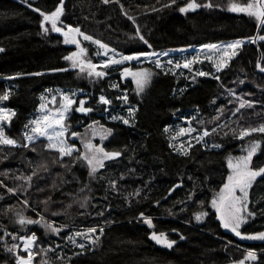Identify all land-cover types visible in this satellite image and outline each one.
I'll list each match as a JSON object with an SVG mask.
<instances>
[{
	"label": "trees",
	"instance_id": "obj_1",
	"mask_svg": "<svg viewBox=\"0 0 264 264\" xmlns=\"http://www.w3.org/2000/svg\"><path fill=\"white\" fill-rule=\"evenodd\" d=\"M247 1L196 0L202 5L210 2L213 7L182 13L179 9L190 0H176L174 4L172 0H112L108 4L103 0H63L64 14L60 18L66 26L80 27L83 33L120 53L163 52L264 35V28L254 18L226 9L232 2ZM59 3L60 0H37L28 7L21 0H0V48L4 49L0 52V95L9 94L8 100L0 101V107L15 113L10 122L4 121L3 130L17 142L16 147L0 145V180L5 173L20 177L35 172L37 177L29 194L32 208L44 213L47 204H51L45 215L63 226H106L102 235L97 232L96 247L80 257H75L77 251L70 248L73 259L52 264H229L246 255L232 244L258 252L255 264H264V242L247 241L225 230L214 212L201 225L195 224L193 217L200 209L210 207L227 181L228 160L240 155L254 140L261 141V148L253 165L264 167V136L235 138L232 129L237 128L234 121L239 114L233 116L229 111L238 107L234 95L242 96L256 103L253 108L242 110L244 118L240 124L264 123V74L256 67L257 63L264 66V41L245 44L220 72L203 63L201 66L209 74L206 76L195 72L165 75L168 70L161 71L155 65L133 63L104 69L108 74L102 78L89 77L87 70L82 73L70 69V62L65 59L77 52L76 47L65 44L64 37L56 32L45 35L40 26L43 18L32 10L38 7L51 13ZM137 28L151 48L138 39ZM83 46L90 60L98 64L99 46L92 41ZM124 67L153 71V81L145 94L139 95L134 82L122 78ZM62 94L77 101L67 114L65 139L79 151L61 160L57 151L46 147V138L30 144L25 133H30L31 121L43 114L40 105L57 108ZM101 95L111 104L99 103ZM122 95H127V103L117 99ZM53 97L55 104L51 103ZM81 99L87 100L85 107H91L92 112L75 111ZM130 107L137 109L134 117L129 116ZM220 107L225 109L224 115L219 113ZM120 117L130 119V124L125 125ZM93 123L111 129L112 137L104 149L122 155L90 176L87 163L77 159L83 147L71 133H83ZM181 128L196 131L181 136ZM205 129L210 135L198 143L193 137ZM189 143L193 146L189 147ZM33 147L35 151L31 150ZM184 149L188 150L187 155L183 154ZM178 184L182 187L168 196ZM8 185L12 182L8 181ZM2 194L4 189L0 187ZM249 198V209L256 215L241 227L244 235L264 232V178H258ZM21 208L11 195L0 203V226L8 224L7 217H15L18 232L16 221ZM101 212L103 215H99ZM140 213L152 218L154 227L144 224ZM29 215L38 219L33 213ZM27 226L39 243L49 246L64 242L70 232L63 229L57 236L39 224ZM153 232L166 234L175 244L171 249L154 244L150 239ZM2 261L13 264L9 255L3 254Z\"/></svg>",
	"mask_w": 264,
	"mask_h": 264
},
{
	"label": "snow or ice",
	"instance_id": "obj_2",
	"mask_svg": "<svg viewBox=\"0 0 264 264\" xmlns=\"http://www.w3.org/2000/svg\"><path fill=\"white\" fill-rule=\"evenodd\" d=\"M23 2L27 3L28 7H32L31 3H28V0H23ZM112 0H103L104 4L111 3ZM176 0H172L174 4ZM170 5H165L168 7ZM208 7L211 8L213 5L209 2L207 4H200L197 3L196 0H190L186 6L181 7L179 9L182 13H187L188 11H195L197 8L200 7ZM123 8V5H121ZM33 11L39 13V15L43 18L41 22V28L45 33L49 31V28L46 27L47 24L51 25V31L60 33L64 37L65 44H75L76 47L79 49L77 52H73L71 55L66 56L65 59L72 62V67H78L80 72H85L87 70V75L89 77L95 76L97 78H102L106 76L108 73L104 70L99 69H108L112 66L117 65H125L126 63L130 62H137L139 63L142 58L149 59L155 57L154 60L151 62L155 65L156 69H160L164 71V65L161 63L160 57L161 56H168L169 53L167 51L164 52H156V51H139L132 54H124L117 52L116 49L110 48L107 44L102 43L99 40H95L92 36L83 33L80 27H73L67 26L66 30L63 27H59L58 23L60 21V17L64 14V3L63 0H60L59 6L56 7L54 11L51 13H46L42 11L38 7H33ZM232 12H241L246 13L249 17L254 18L258 25L261 28H264V0H250V2L244 5H237L232 4L229 8ZM127 14V13H125ZM132 19V17H129ZM137 35L138 39L141 40L148 48H151L152 45L149 41L141 34H139V28H137ZM82 36L85 41H92L94 44L98 45L100 49L103 50V55L107 57V59L103 60L100 64L92 63L91 60H85L83 57L86 56V49L80 46V43L77 37ZM256 37L249 38V42L256 43ZM259 40L264 41V35H260L258 37ZM245 43L242 39H237L226 46L217 44H206L203 45V48L209 50H216L217 53L222 52L219 55L218 59L214 61L216 71L220 72L224 68L228 67V62L231 58L235 57L238 52L237 50L240 49L243 44ZM230 50V51H229ZM4 49L0 48V52H3ZM180 51H184L181 49ZM111 53V55H109ZM100 52H97V55H100ZM207 59H212L211 56L206 57ZM227 58V59H226ZM264 59V57H262ZM199 60L198 57H193L192 60L185 59L183 63L175 62L171 59L167 61V65L174 66L175 69H191V66L194 62ZM256 67L258 68L259 72L264 73V66H261L260 63H257ZM53 71H67V69H54ZM171 72L172 75H176L175 71H172L171 68L168 71L164 72L165 75ZM199 76H206L209 75L206 72L199 71L196 73ZM31 75H43V73H32ZM154 75L153 71L150 69L142 68L139 70H133L130 67H124L122 70L123 77H131L132 80L136 84L138 94L143 92L145 87L151 82L152 76ZM219 79V77H215ZM75 95V94H73ZM234 95V93H233ZM9 99V94L0 95V101H6ZM117 99L124 101L125 103L128 102L127 95L118 96ZM236 100L238 101V107L234 109H229L232 112L233 116L239 114V119L234 121L237 124V128L232 129V135L240 140H244L246 137H251L253 134H260L264 136V123H260L259 125H246L240 124L239 120L244 118V113L242 112L243 109H251L254 107V103L250 100L244 99L241 96H237ZM51 103L55 104L56 100L53 97ZM87 100L81 99L78 102V107L75 111L80 113H89L92 112L93 109L91 107H85ZM99 103L103 105H110L111 100L106 98L105 96L101 95L99 97ZM77 104V101L71 98L69 95L62 94V102L59 104L57 108L48 109L44 103L40 105V111L43 113L39 118L31 121V129L30 133H25V139L30 143L34 144L36 140L40 137L46 138L48 149H54L60 154V159L62 160L63 157L68 156L71 157L74 152H78L79 150L76 149L74 146L69 145L65 139L66 131L68 125H66L65 121L67 119V114L72 109V106ZM129 116L134 117L135 112L137 111L136 108L130 107L128 109ZM218 111L221 115H224L225 109L223 107L218 108ZM14 112H10L6 108L0 107V122L8 121L10 122L11 117L14 116ZM113 119H117V117H113ZM122 122L125 125L130 124V119L120 117ZM216 121L220 119L217 116ZM220 128L225 127V125H218ZM238 129V131H237ZM101 139L106 138L107 135L111 134V129H103L100 130ZM196 129L194 128H181L179 131V135H190L192 132H195ZM216 129L213 128L212 132H215ZM96 134V131L93 130V136ZM73 137L78 136L79 134L76 132L71 133ZM210 132L205 129L201 135L193 137L198 143L204 141L205 137H208ZM228 133L225 132V136ZM175 138V137H174ZM85 152L82 155L77 156L78 160H84L87 162V166L90 168L89 175L95 176L99 169L105 167V161L112 160L118 158L122 155L119 151H105L102 147H97L91 142V139L83 140ZM0 145H10L13 147L17 146V142L14 139L8 138L5 135L3 128H0ZM189 143V147H192ZM214 147H222V145H213ZM23 147H28V145H23ZM183 147V145H182ZM261 148V141L254 140L248 144V146L244 149L246 155L239 156L237 158H230L228 160V168L230 169V174L227 175V181L223 184V187L219 190V192L214 196L211 200V208L215 210L216 218L220 222V226L223 227L225 230L231 231L237 237L241 239H248V240H260L264 241V232H259L254 235H244L241 233L240 229L241 226L247 223V219L249 217L254 218L256 213L249 209V204L252 203L250 200V192L253 189L254 184L257 183L258 178H264V167H255L253 165V158L256 156L258 150ZM35 151L33 147L31 149ZM184 155L188 154V150L184 149ZM36 173L33 172V175ZM27 180L30 182L32 180V176H28ZM0 186H3V182L0 181ZM115 182H112V187L115 188ZM6 187V186H5ZM55 187V185H54ZM175 189H173L174 191ZM9 192H14L13 189L9 188ZM139 195V193H137ZM49 200L51 197L48 198ZM27 203V201L25 202ZM45 204L48 203L46 200ZM84 205H81L83 207ZM53 215H58V213H53ZM99 215H103V213H99ZM141 218L144 220L149 227H154L153 222L150 218H145L143 213H140ZM208 216L207 211H201L200 213L196 214L195 219L197 221H201L203 217ZM21 227L26 225H34L39 224L43 227L46 231L60 235L63 231V226H54L53 222H49L45 219L43 215H40L39 220H34L30 217H25L23 215H18V219L16 221ZM97 228H89L87 233L76 232L75 236H83L84 239L88 240L91 244H96L99 240V236H95L93 238V234L97 233ZM104 232L103 228L99 229V233L102 235ZM7 235H12L11 233H6ZM154 240L157 244H161L166 246L167 248L171 249L175 244V241H169L166 234L160 233L156 234L153 232L150 237ZM183 238V237H181ZM13 240H19L20 243H14L11 246L5 245L6 251L12 253L15 256V264H34L36 256L39 254L38 251H34V246L37 243L38 237L36 236L35 232H32L31 235L26 236H12ZM68 240L70 243L76 245L81 249H85L86 245L83 243L77 244L76 239L73 236H68ZM60 245L57 244L56 248H59ZM15 250V251H14ZM21 251L25 254H20ZM41 251H44L41 249ZM47 251L55 252V248H50ZM47 251H45V255H47ZM81 253H77L80 255ZM257 259V254L255 251H248L247 255L245 256L244 260L236 262V264H245V260H252L255 261ZM43 264H48L47 261H44Z\"/></svg>",
	"mask_w": 264,
	"mask_h": 264
},
{
	"label": "rangeland",
	"instance_id": "obj_3",
	"mask_svg": "<svg viewBox=\"0 0 264 264\" xmlns=\"http://www.w3.org/2000/svg\"><path fill=\"white\" fill-rule=\"evenodd\" d=\"M21 1L23 2V0H21ZM35 1H37V0H28V3H32V2H35ZM248 2H250V0H248L246 3H248ZM24 3H25V2H24ZM246 3H245V4H246ZM25 4L27 5V3H25ZM232 4L244 5V4L241 3V2H232V3H230L229 5L226 6L227 11L232 12V11L229 10V8H230V6H231ZM233 13H238V12H233ZM245 14H246V13H245ZM58 26H59V27H63V28H65V29H66V27H67V26L62 22V18H60V21H59V23H58ZM46 27L49 28V31H48L47 33H45V32L43 31L45 35H50V34L55 33V32H52V31H51V25H50V24H47ZM77 39H78V41H79V43H80V46L84 48L83 44H84L86 41L83 39V37H82V36H79V37H77ZM244 41H245V43L243 44V46H244L245 44H247V43H250L249 40H244ZM259 41H262V40H259ZM232 42H233V41H232ZM229 43H231V42L215 43V44H217L218 46H220V45L226 46V45L229 44ZM67 45L76 47L75 44H67ZM243 46H242V47H243ZM84 49H85V48H84ZM181 49H184V51H180ZM76 51H79V49H78L77 47H76ZM229 51H230V50H229ZM98 52L101 53L100 55H97V56H98V64H100L103 60L107 59V57H105V56L102 54V53H103V50H102V49H99ZM163 52H164V51H163ZM167 52L169 53L168 56H161V57H160L161 63L164 65V69H165V70H168L169 68H171L172 71H175L176 74H181V75H183V74H185V73H191V72H195V73H197V72H199V71L206 72V71L203 69V67L201 66L203 63L211 64V65L214 67V69H216L214 61H215L216 59H218L219 55L222 54V52L217 53L216 50H209V49L203 48L202 46H200V47H190V48H180V49H175V50H168ZM161 53H162V52H161ZM109 55H111V53H109ZM209 56L212 57L211 60L206 58V57H209ZM193 57H198L199 60H198L197 62H194V63L192 64L191 69H184V68L175 69L174 66H169V65H167V61H168L169 59L173 60L174 63H175V62H180V63L182 64L183 61H184L185 59L192 60ZM83 59H85V60H90L87 51H86V56L83 57ZM154 59H155V57H152V58H149V59H143V58H142V60H141L139 63L133 61V62H130V63H126L125 65H130V64H133V63L137 64L138 66H141V65H143V64H151V65H154V64L151 62V60H154ZM226 59H227V58H226ZM69 62H70V69H78V70H80L78 67L73 68V67H72V62H71V61H69ZM92 63H93V62H92ZM228 63H229V62H228ZM117 66H123V65H117ZM130 68H131V67H130ZM132 69L135 71V70H139V69H142V68H139V69H134V68H132ZM146 69H148V68H146ZM98 70H99V68H98ZM103 70H104V69H103ZM122 78H123L124 80H131V81H133L132 78H131L130 76H129V77H123V76H122ZM153 78H154V75L152 76L151 82L153 81ZM133 82H134V81H133ZM151 82L145 87V89H144L143 92H140V93H139V95H143V94H145V92L147 91L148 87L151 85ZM134 84H135V82H134ZM135 88H136V84H135ZM136 91H137V88H136ZM137 93H138V92H137ZM237 96H239V95H234L235 98H236ZM241 97H242V96H241ZM242 98H244V97H242ZM244 99H247V98H244ZM247 100H249V99H247ZM250 101H251V100H250ZM252 102H253L254 104L256 103V102H254V101H252ZM0 123H1V124H0V128H3V126H4V121H3V122H0ZM101 128H103V129H108V128L102 126V125L99 124V123H93V124H91V125H90V126H89V127L83 132V133H80V134H79L78 136H76V137H72L74 140H78V141L81 143V145H82V147H83V148H82V154L85 152V148H84L83 140L91 139V142H92L94 145H96L97 147H102V148H104V144L110 140V138L112 137V131H111V134H110V135H107V136H106V138L101 139V133H100V131H99ZM93 130L96 131V134H95L94 136H93ZM105 151H106V150H105ZM242 155H246V152L244 151V149L242 150V153H241L240 155H238L237 157L242 156ZM237 157H235V158H237ZM115 159H116V158H115ZM112 160H114V159H112ZM108 161H110V160L105 161V164H106ZM85 162H86V161H85ZM86 163H87V162H86ZM101 169H102V168H101ZM101 169H99V170H101ZM99 170H98V171H99ZM89 171H90V168H89ZM96 174H97V173H96ZM96 174H95V175H96ZM4 176H5V177H4ZM29 176H32V180H31L30 182L27 180V177H28L27 175L20 176V177H13V175L11 176L9 173H5V174H3V176H2V177H3V180H0V181L3 182V186H0V187H2V189H4V194H5V193H8L9 196L11 195L12 197H15V198L17 199V201H19V202L21 203V205H22V207H23V208H21V209H23V210H20V212H19L21 215H23V216H25V217H30V218H32V217L29 215V213H33V214H35V215L38 217V219H36V220H39V219H40V215H43L47 221H49V222H53L55 226H63V225H61V224H59V223H57V222H54L53 220H51L50 218H48V217L45 215V213L48 212V210H49V206H50L51 204H49V205L47 204V206L45 207L44 213H39L38 211H36L34 208H32V207L30 206V202H29V194L32 192L31 189L34 187V184H35L34 182H35V180H36L35 178L37 177V175H36V176H35V175H29ZM8 181L12 182V185H11V186H13V187H11L10 185H8ZM5 186H6V187H5ZM7 188H8V189H9V188L13 189L14 192H9ZM2 195H3V194H2ZM9 196H8L7 199H9ZM26 201H27V203H25ZM9 208H10V207H8V209H9ZM209 209H210L211 211H210ZM201 211H207V212H208V216L203 217L201 221H197V220L195 219V216H196V215H194L193 217H194V222H195V224H199V225L204 224V223L207 221V219H208L210 213H211V212H214V213H215V210L211 208V204H210V207H209V208L200 209V211H198V212L200 213ZM196 214H198V213H196ZM32 219H33V218H32ZM150 219L152 220V218H150ZM34 220H35V219H34ZM247 220H248V219H247ZM143 221H144V220H143ZM144 224H146V223H144ZM146 225H147V224H146ZM243 225H244V224H243ZM243 225H242V226H243ZM242 226H241V227H242ZM104 227H106V226H103V227H101V228L104 229ZM30 228H31V227L28 228L27 225H26L25 228H23V227H21L19 224H17V229H20L19 231H20V232L22 231V234L18 231V232L16 233V235H19V236L31 235V233H29ZM63 229H67V230H69L70 232L66 235V237H65V241H64V242H56L54 246L43 245V244L39 243V241H38V239H37V243H36V245L34 246V251H38L39 254L36 256V259H35V261H34V264H43L44 261H47L48 264L55 263V261H56V262H61V261H62V262H64V263H66V262H69L70 259H73V258H74V257H73L74 255H76L75 257L83 256V255L86 253V251H87L88 249H91V248L93 249L94 247H96V244H91V243H89V241L86 240V239H84L83 236H75V233H76V232L87 233V230H88L89 228H86V227H75V226H73V225H65V226H63ZM99 229H100V228H97L98 231H99ZM98 231H97V232H98ZM16 235H14V236H16ZM68 236H73V237L76 239L77 244H79V243H83V244H85V245H86L85 249H81V248L77 247L76 245L70 243L69 240H68ZM95 236H99V234H98V233L93 234V238H95ZM247 241L255 242V241H260V240H247ZM260 242H264V241H260ZM14 243H20V241H19V240H13L12 244H14ZM57 244L60 245L59 248H56V245H57ZM232 246H234V247H238V248H241V250H242L246 255H247V252H248V251H253V250H249V249H247V248H243V247H240V246H238V245H234V244H232ZM50 248H55V252L47 251V250L50 249ZM70 248H71V249H74V250L77 251V252H76L74 255H72V256H70V254H69V252H68ZM41 249H43L44 251H41ZM14 251H15V250H14ZM45 251H47V255H45ZM255 252H256V251H255ZM5 253H6L5 255H7V256L9 255V256L11 257L13 264H15V256H14L12 253H9V252H7V251H6ZM77 253H81V254H80V255H77ZM20 254L25 255L22 251H21ZM256 254H257V259H256L255 261H253L254 263L258 260V257H259V255H260L258 252H256ZM246 255H245V256H246ZM245 256H244V258H245ZM244 258H243V259H244ZM243 259H241V260H243ZM241 260H239V261H241ZM2 264H3V263H2Z\"/></svg>",
	"mask_w": 264,
	"mask_h": 264
},
{
	"label": "flooded vegetation",
	"instance_id": "obj_4",
	"mask_svg": "<svg viewBox=\"0 0 264 264\" xmlns=\"http://www.w3.org/2000/svg\"><path fill=\"white\" fill-rule=\"evenodd\" d=\"M8 196V193L0 195V203H5ZM7 219L9 220L8 224H5V226H0V264L3 263L2 255L6 254L5 245L7 244L8 246H11L13 242L12 236L16 235L17 233L15 217L14 219L7 217ZM6 233H11L12 235H7Z\"/></svg>",
	"mask_w": 264,
	"mask_h": 264
},
{
	"label": "water",
	"instance_id": "obj_5",
	"mask_svg": "<svg viewBox=\"0 0 264 264\" xmlns=\"http://www.w3.org/2000/svg\"><path fill=\"white\" fill-rule=\"evenodd\" d=\"M64 1H66V0H64ZM261 28V27H260ZM57 34H60V33H57ZM256 42L258 41V35L256 36ZM261 64V63H260ZM261 73V72H260ZM262 74H264V73H262ZM182 187V184H178V185H176L173 189H175L174 191H173V189L169 192V194H168V196H172L173 194H174V192L177 190V189H179V188H181ZM156 233V232H155ZM156 234H158V233H156ZM151 239V238H150ZM152 240V239H151ZM153 241V243L154 244H156V245H158V246H161V244H157L154 240H152ZM244 260V259H243ZM229 264H236V262H233V263H229ZM245 264H255L252 260H245Z\"/></svg>",
	"mask_w": 264,
	"mask_h": 264
}]
</instances>
